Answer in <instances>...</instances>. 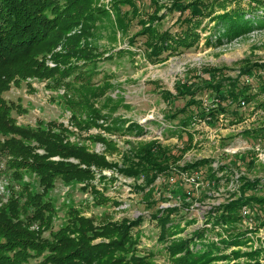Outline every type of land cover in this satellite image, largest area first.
Wrapping results in <instances>:
<instances>
[{"label":"rangeland","instance_id":"1","mask_svg":"<svg viewBox=\"0 0 264 264\" xmlns=\"http://www.w3.org/2000/svg\"><path fill=\"white\" fill-rule=\"evenodd\" d=\"M120 1L94 0L88 7L96 12L90 43L104 54L92 80L99 88L91 90L97 93L102 90V96L94 101L95 107L106 117L98 121L100 127L80 131L73 124V112L66 103L73 98V91L55 80H19L11 83L2 95L16 106L12 117L18 126L46 129L48 124L63 125L72 132L67 134L70 142L113 166L104 170L91 168L96 176L92 184L98 194L92 189L82 190L84 183L56 181L55 188L46 196L55 209L54 224L44 236L50 238L51 231L56 232L66 225L70 209L98 225L144 216L137 254L148 257L149 264H176L182 254L172 256L170 246L192 239L219 247L212 255L215 260L209 264H264L262 208L243 206L227 223L218 224L216 219L220 215L218 209L238 199L246 183L258 180L264 184V28L229 40L222 38L225 25L215 20L217 15L236 13L238 9L247 12L245 19H262L264 0H205L210 6L206 13L202 15L196 7L192 17L194 23L200 24L193 26L192 49L174 56L165 54V60L156 63L149 60L145 52V37H138L134 46L129 43L141 30L139 18L125 27L126 30L120 28L123 23H119L118 15L122 11L116 8ZM158 1L151 5L150 0H136L145 23L156 35L167 30L181 31L185 26L182 21L188 17V13L182 16L183 6L176 7L172 0ZM122 9L125 11L127 7ZM99 10L106 13L100 14ZM80 31L81 27H77L75 32ZM120 50H129V53L116 57ZM63 52L59 45L52 53L39 56V60L49 69H55L59 64L53 54ZM108 55L115 58L105 59ZM228 79L239 82L241 87H249L248 100L231 103L225 95L214 94L207 86ZM190 101L197 103L188 109L193 115L221 106L225 110L218 116H199L185 128L179 121L187 113L182 115L180 110ZM84 115L79 113L78 116ZM173 115L178 119L171 122L168 117ZM133 124L140 125L144 133H126ZM54 129L60 131L57 127ZM96 136H103L113 144L107 146L98 142L93 139ZM159 151L163 152L161 158L167 159L163 163L167 169L152 183L157 171L150 167L149 174L137 178L120 172L131 162L139 163L140 155L154 156ZM36 153L45 154L43 150ZM51 160L88 169L75 159L56 157ZM203 161H208V166L184 170ZM212 174L214 178H210ZM24 186H29L32 192L40 191L36 175L22 171L21 178L17 179L13 171L7 169L6 160L1 159L0 208L9 202L13 193L19 196ZM142 188L144 191L140 192ZM252 193L263 198L264 188L249 194ZM102 199H108L107 203L101 204ZM20 201L22 203V198ZM171 208L177 210L172 216L175 233L161 241L160 227L151 215ZM35 229L36 226L32 228ZM200 248L191 246L195 251Z\"/></svg>","mask_w":264,"mask_h":264},{"label":"trees","instance_id":"2","mask_svg":"<svg viewBox=\"0 0 264 264\" xmlns=\"http://www.w3.org/2000/svg\"><path fill=\"white\" fill-rule=\"evenodd\" d=\"M93 1L0 0V160H6L7 169L13 171L17 179L21 178L22 171L36 175L40 188V191L32 192L29 186H24L19 196L13 193L9 202L0 208V264L150 263L148 257L137 254V247L142 238L140 231L145 222L144 216H139L135 220H123L120 223L107 222L98 225L92 219L82 216L77 210L70 209L66 225L56 232L51 231L50 238L44 236L46 231L52 230L54 224L55 209L46 196L55 188L56 181L62 180L65 184L84 183L82 190L88 192L92 189L94 194H98L92 184L96 176L91 168L104 170L113 166L104 158L90 154L85 148L70 142L67 134L72 132L63 125L48 124L49 127L46 129L42 126L36 129L18 126L12 117V110L16 106L7 102L2 96L11 83L19 80L28 78L55 80L58 85L73 91V98L66 102L73 112V124L80 131L94 126L100 127L98 121L106 117L101 115L102 112L95 107L94 101L102 96V90L98 93L91 90L99 88L92 80L98 73L96 67L104 54L90 43L94 27L92 22L96 12L88 7ZM150 1L151 5L159 2ZM172 1L176 7L183 6L182 16L188 13V17L182 21L186 27L184 26L178 33L167 30L156 35L145 23L136 0H122L116 7L122 11L118 15L119 23H123L120 27L122 30H126L133 20L139 18L138 24L141 25V30L130 38L129 43L134 46L138 37H145V52L153 63L163 62L165 54L174 56L191 50L195 43L193 26L200 25L199 22L194 23L195 19L192 18L195 16V8L200 9L204 15L210 7L205 4V0H191L190 3L181 0ZM124 7H127V10L123 11ZM233 12L215 17L219 25L223 24L226 27L222 38L232 40L256 28H264V16L262 19L252 21L245 19L247 13L245 11L238 9V13ZM99 13L106 12L99 10ZM77 27H81L78 34L75 32ZM59 45L64 52L53 54L59 66L49 69L39 60V56L52 53ZM127 51L129 50L118 51L116 57L129 53ZM114 58L113 55H108L105 59ZM70 78L72 79L66 82ZM229 80L216 85L208 83L207 86L214 94L225 95L231 103L248 100L249 87L246 85L241 87L239 82ZM82 89L87 91H81ZM193 105L197 103L190 101L180 110L181 114L187 113L186 117L179 121L185 128L199 116L201 118L206 115L218 116L225 110V107L221 106L217 110H215L217 107L214 110L203 109L193 115L188 113V109ZM79 113L88 115L79 118ZM177 119V115L168 117L171 122ZM55 127L60 131L57 132ZM133 132H137L138 135L144 133L143 128L138 124L126 129L128 134H134ZM93 139L107 146L113 144L103 136H96ZM37 150H43L45 154L40 155L36 153ZM162 154L163 152L160 151L154 156L144 153L138 157L139 163L131 162L127 169L120 172L127 177L137 178L142 174H149L151 171L148 167H150L151 170L157 171L150 181L152 183L157 175L167 169V166H163L167 159L161 158ZM56 157L63 160L75 159L88 169L69 162L51 160ZM207 163L208 161H203L189 165L184 170L191 171L197 167L202 169L208 166ZM210 178H214V174ZM263 188L264 184L258 180L246 183L238 199L220 208L221 211L218 209L220 213L216 218L218 224L227 223L229 218L237 216L243 206H258L264 213V197H259L256 193L249 194ZM140 190L143 192L144 188ZM102 200L104 202L102 201L101 204L108 201V199ZM163 212L164 210H160L151 215V219L160 227L161 241H165L175 233L172 216L177 210L171 208ZM35 226L37 229L32 230ZM97 240L102 241L94 243ZM196 241L192 239L170 246L172 256L182 254L176 264H209L215 260L212 255L219 250V247L214 243L203 244ZM193 245L201 248L198 251L192 250Z\"/></svg>","mask_w":264,"mask_h":264}]
</instances>
